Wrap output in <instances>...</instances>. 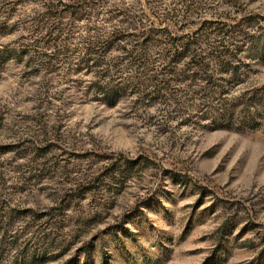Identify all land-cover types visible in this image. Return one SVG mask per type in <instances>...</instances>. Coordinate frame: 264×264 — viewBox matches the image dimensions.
Wrapping results in <instances>:
<instances>
[{
	"label": "rangeland",
	"instance_id": "374dc122",
	"mask_svg": "<svg viewBox=\"0 0 264 264\" xmlns=\"http://www.w3.org/2000/svg\"><path fill=\"white\" fill-rule=\"evenodd\" d=\"M43 1L0 0V264H264V123L164 126L96 100L92 76L34 42ZM75 1L52 0L60 21ZM202 1L201 18L243 16L263 52L264 0Z\"/></svg>",
	"mask_w": 264,
	"mask_h": 264
},
{
	"label": "trees",
	"instance_id": "16d2710c",
	"mask_svg": "<svg viewBox=\"0 0 264 264\" xmlns=\"http://www.w3.org/2000/svg\"><path fill=\"white\" fill-rule=\"evenodd\" d=\"M142 1L76 0L66 24L44 0L34 42L57 49L58 64L92 76L94 97L110 107L130 99L136 112L154 107L164 126L263 125L264 84H250L249 60L264 59V42L263 52L252 46L244 17L201 18L202 0Z\"/></svg>",
	"mask_w": 264,
	"mask_h": 264
}]
</instances>
